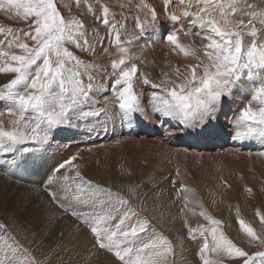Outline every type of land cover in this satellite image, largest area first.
<instances>
[{
    "label": "rangeland",
    "instance_id": "1",
    "mask_svg": "<svg viewBox=\"0 0 264 264\" xmlns=\"http://www.w3.org/2000/svg\"><path fill=\"white\" fill-rule=\"evenodd\" d=\"M82 2L83 6H80L75 0H57V5L65 17L71 13L85 19L87 27L98 30V35L90 32L87 37L93 42L94 54L77 49L75 45H66L80 60L99 65L98 68L88 69L94 77L91 82L95 87L90 93V99L80 105L69 123L51 130L46 143L41 145L28 141L25 145L18 146L38 148V151L22 155L13 151L8 152L7 156L0 153L1 160L6 164L3 168L0 165V224L5 225L4 229H0V236L14 237L41 264H70L68 258L72 252H79L84 256L80 264H94L95 256L102 259V264H121L113 252L101 249L96 244L90 226L83 221L85 219L78 217V213L75 215V210L80 207L88 210L86 217L93 214L91 205L81 203L73 197L77 191L76 184L80 183L81 177L88 181V173L97 177L89 180L92 186L105 190L97 194V201L116 204L115 197L129 200L130 206L151 222L150 234L151 229H155L156 233L162 234L171 242L172 254L168 256V264H201L198 255L204 243V237L200 235L201 226L213 227L200 215L201 211L221 221L223 234L237 247L249 254L264 251V243H261L264 241V222L261 221V217H264V169H261L262 161L261 165L255 163L258 156L264 157V140L257 137L243 140L234 138L238 130L234 121L248 100L237 104L232 103L235 99L223 97L217 117L203 128L196 129H186L178 120L159 117L158 113L151 111L153 92L163 94L161 88H153L152 84H161L166 79L176 80L173 74L176 67L164 55L158 42L154 43L153 28L165 26L172 14L180 18L177 23L183 25V28L188 27V17L183 15L187 5H181L179 0H170L166 7L165 0H150V8H142V2L137 0H103V4L110 7L109 19L115 16L112 23L118 25L116 31L120 33V39L126 41L136 38L130 46L133 60L129 64L135 63L138 67V78L133 84V91L138 96L143 111L125 117L113 102L115 96L112 83L119 73V70L114 73L111 67V62L119 59L114 47L116 32L111 30V24L105 27L94 19L102 15L96 11L98 0H90L91 11H86L87 0ZM245 2L258 5L257 10L264 8L256 0H242V8ZM117 5L123 7L118 8ZM152 9L159 13L155 22ZM187 10L194 13L197 9L193 6ZM241 18L245 21L248 19L238 13L233 20ZM29 24L30 21L13 19L10 14L0 10V25L26 32L30 31ZM193 30L195 33L196 29ZM141 32L143 38H140ZM166 35L167 31L164 30L163 40ZM189 37L193 41L195 39L198 48L196 54L202 57L205 41L199 36ZM28 43L32 42L29 40ZM105 49L111 55L106 54ZM188 58L193 64L197 63L192 56ZM80 70L83 71L82 68ZM145 77L150 81L147 85L143 83ZM13 78L12 73L0 74V89ZM82 80L85 84L90 82L88 75H84ZM167 86L172 85L167 83ZM8 106H12L11 102L0 100V123L5 128H10L18 115H10L6 110ZM81 112H96L99 115L85 116ZM27 115L31 116L32 113ZM145 117H150L157 126H152ZM118 137L124 141H112ZM143 139L145 141H140ZM51 140L58 141L56 152H51L47 146ZM102 142L106 146L103 147ZM122 146L125 148L122 149ZM112 149H117V158L112 156ZM125 149L130 150L127 152ZM71 157L75 159L70 164H66L59 172L53 171ZM77 172L80 177H76ZM50 176H55L56 180L47 184ZM64 176H68L69 180L65 181ZM111 180L117 186H112L109 183ZM65 184L70 185L68 191L65 190ZM182 185L187 191L181 189ZM108 192L114 194L113 198H109ZM50 193H56L55 200ZM83 195L86 198L90 194L85 192ZM100 207L97 203V211ZM58 211L62 212L65 219L75 221L78 230L88 237L84 245L78 247L74 242L75 246H67L72 241L63 240L61 235L56 239L57 247L55 245L50 248L45 244L43 235L50 232L51 228L47 223L54 219ZM238 219L251 226L259 240L250 241L237 223ZM189 229L197 231L190 235ZM141 235L142 242L146 243L148 237ZM3 254L4 246L0 241V256ZM209 258L219 264H242L241 258L230 259L223 253L216 255L209 252Z\"/></svg>",
    "mask_w": 264,
    "mask_h": 264
},
{
    "label": "snow or ice",
    "instance_id": "2",
    "mask_svg": "<svg viewBox=\"0 0 264 264\" xmlns=\"http://www.w3.org/2000/svg\"><path fill=\"white\" fill-rule=\"evenodd\" d=\"M169 2L165 0L166 7ZM75 3L83 6L82 0H75ZM179 3L187 5L183 15L202 30L196 33L184 31L183 35L199 36L205 41L203 56L197 55L192 46L180 42L179 30L166 36L169 44L179 49L185 57L192 56L197 63L185 65L183 72L179 67L174 68L176 80L166 79L161 84H152L153 88H161L163 94L153 92L151 111L158 113L159 117L178 120L186 129L203 128L217 117L223 97H231L234 89L243 91L251 88V98L234 121L238 129L234 138L243 140L257 137L264 140V8L257 10L258 5L246 2L242 8V0H179ZM87 4L86 11H91L90 0H87ZM193 6L197 10L189 12L187 9ZM117 7L122 8L123 5ZM140 7L149 6L142 3ZM0 10L10 14L13 19L30 21V31L26 32L0 25V74H14V78L0 89V100L11 102L12 106L6 109L10 115L18 113L10 128L0 123V149L22 155L39 149L18 146L28 141L41 145L46 143L51 130L69 123L80 105L90 99L95 85L91 82L94 77L88 69L98 68L99 65L80 60L66 45H75L77 49L94 54L93 42L87 37L90 32L98 35V30L87 27L86 20L81 17L71 13L67 17L62 15L57 0H0ZM96 11L102 15L94 19L105 27L111 24V30L116 32L114 47L119 59L113 60L111 67L114 73L116 70L119 73L112 83L113 102L125 117H131L143 111L133 91L138 67L135 63L129 64L133 60L130 46L136 38L126 41L120 39V33L116 31L118 25L112 23L115 16L109 19L110 7L103 4V0H98ZM238 13L247 17V21L243 18L234 21L233 17ZM151 14L155 22L157 16L154 9ZM169 19L178 22L180 18L173 14ZM140 38H143V32ZM105 53L111 55L108 49H105ZM84 75H88L90 82L87 84L82 80ZM143 83L147 85L150 81L145 77ZM167 83L172 86L168 87ZM29 112L31 116L27 115ZM81 114L99 115L96 112ZM74 159L71 157L53 171L59 172ZM76 177H80L79 172ZM63 179L68 181L69 177L64 176ZM55 180V176H50L47 184ZM64 187L66 191L70 189V185L65 184ZM181 189L187 191L183 185ZM76 190L73 197L91 205L93 209V214L85 217L84 222L90 226L96 244L101 249L113 252L121 264H168V256L172 254L171 242L156 233L155 229H151L150 234L151 222L141 217L130 206L129 200L115 197L116 204L97 201V194L105 190L99 186L93 187L91 181L83 180L82 177L80 183L76 184ZM85 192L90 194L86 198L83 195ZM50 195L56 199V193ZM107 195L113 198L114 194L108 192ZM97 203L101 205L99 211ZM114 213L117 215L114 216ZM200 215L213 225L210 228L201 226L200 235L204 237L198 253L201 264H219L209 258V252L216 255L223 253L230 259L241 258L242 264H264V251L249 254L223 234L221 221L203 211ZM261 221L264 222V217H261ZM237 223L250 241L259 240L251 226L239 219ZM4 228L5 225L0 224V229ZM196 231L189 229L190 235ZM141 234L148 237L146 243L142 242ZM0 241L4 246L0 264H41L14 237L0 236Z\"/></svg>",
    "mask_w": 264,
    "mask_h": 264
},
{
    "label": "bare ground",
    "instance_id": "3",
    "mask_svg": "<svg viewBox=\"0 0 264 264\" xmlns=\"http://www.w3.org/2000/svg\"><path fill=\"white\" fill-rule=\"evenodd\" d=\"M137 1H139L140 3L142 2L143 4H144V2H146L147 3V5L149 6V8H150V5H152L151 4V2H150V0H137ZM256 2H258L260 5H262L263 7H264V3H261V0H256ZM184 9H185V7H184ZM150 13V12H149ZM165 14H167V13H165ZM173 15V14H172ZM156 16H157V18H158V16H159V13H157V11H156ZM161 18H163V17H161ZM165 18V17H164ZM166 18H167V16H166ZM189 20V21H188ZM188 20H187V26L188 27H185V28H183V25L181 26L179 23H177V22H174V21H168L167 23H166V25L165 26H157V27H155L154 26V30L152 31V33L154 34V43H155V41H157L158 42V44H159V47H161L162 49H163V53H164V55L166 56V57H168V58H170L171 60H172V62H173V64H174V66L177 68V67H179L180 69H181V71H183L184 70V66L185 65H187V64H193L190 60H189V58L188 57H185L184 55H183V53H181L180 51H179V49H175L174 48V46H172L171 44H169V42L167 41V39H166V37H165V39L163 40V38H162V35H163V32H164V30H166L167 31V35L170 33V32H172V31H175V30H179V32H180V34H179V40H180V42L181 43H183V44H185V45H190V46H192L195 50H198V48H197V45L195 44L196 42H195V39H194V41L189 37V36H185V35H183V32H184V29H185V31H192V32H194V30L193 29H196V31H195V33L196 32H200V31H202L201 30V28H200V26L199 25H197V24H193L192 22H191V19L190 18H188ZM154 22V21H153ZM164 23V22H163ZM185 25V24H184ZM166 35V36H167ZM200 49V48H199ZM160 52H162V50L160 51ZM173 66V67H174ZM183 69V70H182ZM251 94H252V89L251 88H246V89H244L243 91H241L240 89H236L234 92H233V95L231 96V98L232 99H235V102H232V103H236L237 102V104H239L240 102H247V100H249L250 98H251ZM250 95V96H249ZM257 105H255V107H256ZM9 107V106H8ZM232 112H233V110H232ZM106 115H108V114H106ZM112 116V115H111ZM104 117H106V116H104ZM146 118V121H148L149 123H151V125L152 126H154V127H156L157 125L156 124H154L153 123V121H152V119L150 118V117H145ZM107 122V121H106ZM99 123V122H98ZM95 124V123H94ZM94 124L92 125V126H94ZM223 128V127H222ZM96 129V128H95ZM83 130V129H82ZM101 130V129H100ZM72 132V131H71ZM74 132V131H73ZM78 135V134H77ZM81 135V134H80ZM75 136H76V134H75ZM59 140V139H58ZM57 141V140H56ZM113 142H122V141H124V139H120L119 137L118 138H114V140H112ZM140 141H145V139H143V140H140ZM69 142V141H68ZM49 144H47V146L49 147V150H51V152H56V150H57V147H58V141L57 142H55V141H53V140H51V141H49L48 142ZM103 143V142H102ZM104 144V143H103ZM107 144V143H106ZM103 147L104 146H106L105 144L104 145H102ZM125 147H123L122 146V149H124ZM76 149V148H75ZM62 150V149H61ZM104 150H107V148H104ZM116 150L117 149H112V151H114V152H112V156H114V157H116L115 155H116ZM130 149H125L124 151H129ZM116 152V153H115ZM223 152V151H222ZM0 153L2 154V153H4V154H6V156H7V153L8 152H5V151H3L2 149H0ZM120 154V153H119ZM263 154V153H262ZM122 155V154H121ZM264 155V154H263ZM83 157L84 156H86V155H82ZM1 155H0V165L2 166L1 168H3V167H5L6 166V164L4 163V160H1ZM82 157V158H83ZM82 158H81V160H82ZM117 158V157H116ZM250 158H252V157H250ZM255 158V157H254ZM247 159V158H246ZM253 159V158H252ZM5 161H6V159H5ZM255 161V160H254ZM261 161H262V163H261ZM243 162V161H242ZM255 163H257L256 165H259L258 163H260V165H261V169L263 168L264 169V157H260V156H258L257 157V161H255ZM252 167V166H251ZM257 168V167H256ZM254 169V168H253ZM259 171V170H258ZM263 173V172H262ZM264 174V173H263ZM86 176H87V180L89 181V180H95L96 178L95 177H93L91 174H86ZM259 176V175H258ZM1 179H2V177H0ZM85 178V177H84ZM0 179V180H1ZM102 179V178H101ZM100 180V179H99ZM106 180V179H105ZM108 181V180H107ZM102 182H104V181H102ZM106 183V182H105ZM112 186H117V184H115L114 183V181H110L109 182ZM104 184V183H103ZM252 188V187H251ZM217 191H219V190H217ZM100 194V193H99ZM260 196V195H259ZM26 198V197H25ZM24 198V199H25ZM98 199V198H97ZM96 199V200H97ZM257 199V198H256ZM43 204V203H42ZM41 205V204H40ZM42 206V205H41ZM90 206V205H89ZM48 208V207H47ZM89 208V207H88ZM25 209V208H24ZM90 209V208H89ZM49 210H52V209H49ZM87 211L88 210H86L85 208H83V207H80V208H78V209H76L75 210V215H77V213H78V217H82V219H85V217H86V214H87ZM92 211H93V209H92ZM64 214V213H63ZM44 215V214H43ZM65 215V214H64ZM52 216V215H51ZM45 217V216H44ZM47 217V216H46ZM45 217V218H46ZM68 217V216H67ZM37 218V217H36ZM84 221V220H83ZM35 222V221H34ZM39 222V221H38ZM75 221H71L70 219H68V218H64V216H62V212H60V211H58L57 213H56V215H54V219L52 220H49L48 221V223H47V225H48V227L49 226H51V228L49 229V231L50 232H47L45 235H43V241L44 240H46L45 241V244L46 245H48L50 248H53V247H55V245H56V247H57V245H58V240H56L57 238H58V236L59 235H61L60 237L63 239V240H65V239H69V241L71 240L72 242H70L71 244H67V246L68 245H72V246H75V244L78 246V247H81L82 245H84V243L85 242H87L88 241V237L84 234V232L83 231H80V230H78V228H77V225L74 223ZM45 223H46V221H45ZM36 225V224H35ZM39 228V227H38ZM42 230V229H41ZM38 232V231H37ZM60 240V239H59ZM68 241V242H69ZM74 242H75V244H74ZM61 243V242H60ZM66 245V244H65ZM58 247H61V245H59ZM64 249V248H63ZM56 250H57V248H56ZM53 252V251H52ZM80 254H79V252H72L70 255H69V262H70V264H80L81 262H82V258L84 257V256H79ZM66 256V255H65ZM81 257V258H80ZM55 258V257H54ZM86 258V257H85ZM100 257L99 256H95L93 259H94V261H95V263L94 264H102V259H99ZM91 264V263H90Z\"/></svg>",
    "mask_w": 264,
    "mask_h": 264
}]
</instances>
